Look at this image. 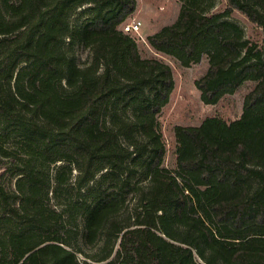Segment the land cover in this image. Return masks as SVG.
Segmentation results:
<instances>
[{
	"label": "trees",
	"instance_id": "1",
	"mask_svg": "<svg viewBox=\"0 0 264 264\" xmlns=\"http://www.w3.org/2000/svg\"><path fill=\"white\" fill-rule=\"evenodd\" d=\"M175 1L150 48L206 58L205 105L254 86L236 120L174 126L169 168L173 73L123 31L136 0H0V264H264V49L229 20L264 42V0ZM83 245L99 249L80 260Z\"/></svg>",
	"mask_w": 264,
	"mask_h": 264
},
{
	"label": "rangeland",
	"instance_id": "2",
	"mask_svg": "<svg viewBox=\"0 0 264 264\" xmlns=\"http://www.w3.org/2000/svg\"><path fill=\"white\" fill-rule=\"evenodd\" d=\"M136 1V11L134 16L128 21L135 20L141 23L139 34H131L137 42L140 55L142 57H157L161 59L170 66L173 73L174 89L169 102L162 108L158 116V122L166 146L165 165L172 168L174 166L173 127L177 125L185 127L198 126L207 117H219L226 122L236 120L241 115L245 95L253 88L254 84L246 82L236 92L223 96L217 104L205 105L201 101L195 81L206 72L208 67L206 58L204 57L198 64L192 65L189 68H182L169 58L155 53L146 41L147 36L158 32L162 27L171 25L176 21L180 11L179 3L175 0ZM225 8V0H215L211 10L213 12H220ZM229 20L241 27L246 39L257 43L264 49L261 29L251 24L244 16L237 12H233ZM70 53L79 66L88 63L91 58L89 48L80 44H75ZM4 163L3 161L0 162V174L6 169ZM6 175L4 180L9 185L11 176L9 174ZM11 180L13 183V179ZM130 207H132V204ZM80 248L83 251L82 254L77 253L76 255L78 259L83 260L86 258L84 254L91 255L99 249V246L97 248L83 245Z\"/></svg>",
	"mask_w": 264,
	"mask_h": 264
},
{
	"label": "built area",
	"instance_id": "3",
	"mask_svg": "<svg viewBox=\"0 0 264 264\" xmlns=\"http://www.w3.org/2000/svg\"><path fill=\"white\" fill-rule=\"evenodd\" d=\"M141 23L139 21L130 20L123 25V31L130 34H139Z\"/></svg>",
	"mask_w": 264,
	"mask_h": 264
},
{
	"label": "crops",
	"instance_id": "4",
	"mask_svg": "<svg viewBox=\"0 0 264 264\" xmlns=\"http://www.w3.org/2000/svg\"><path fill=\"white\" fill-rule=\"evenodd\" d=\"M134 16V14L131 16V18ZM131 18H129V19H131Z\"/></svg>",
	"mask_w": 264,
	"mask_h": 264
}]
</instances>
